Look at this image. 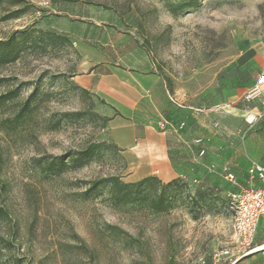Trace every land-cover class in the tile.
<instances>
[{"label":"rangeland","instance_id":"obj_1","mask_svg":"<svg viewBox=\"0 0 264 264\" xmlns=\"http://www.w3.org/2000/svg\"><path fill=\"white\" fill-rule=\"evenodd\" d=\"M122 31L182 90L178 103L199 98L191 110L205 149L172 182L155 176L128 195L92 189L110 176L142 178L110 140L104 103L72 79L79 35L99 44ZM12 37L15 56L0 63V95L14 96L0 107V264H228L212 253L233 236L229 193L249 184L250 160L264 162V119L255 120L261 102L246 101L247 89L226 98L220 72L261 42L264 0H10L0 40ZM94 146L89 161H74ZM255 246L236 264H264V220Z\"/></svg>","mask_w":264,"mask_h":264},{"label":"crops","instance_id":"obj_2","mask_svg":"<svg viewBox=\"0 0 264 264\" xmlns=\"http://www.w3.org/2000/svg\"><path fill=\"white\" fill-rule=\"evenodd\" d=\"M96 42L87 44L86 33L79 35L76 43L80 58L72 77L74 83L104 103L111 118L110 140L130 157L132 170L142 179L156 176L164 183L176 179L198 161L202 148L195 142L202 119L191 110L200 108L199 98L194 97L189 106L172 102L170 96L184 100L185 95L166 83L138 37L122 31ZM220 75L227 84L225 96L233 101L262 80L264 37L244 48Z\"/></svg>","mask_w":264,"mask_h":264},{"label":"built area","instance_id":"obj_3","mask_svg":"<svg viewBox=\"0 0 264 264\" xmlns=\"http://www.w3.org/2000/svg\"><path fill=\"white\" fill-rule=\"evenodd\" d=\"M262 81L248 88L245 92V99L248 102L260 99L261 110L255 114L256 121L264 119V86ZM170 99L181 106L173 96H170ZM183 125L184 123L181 124V126ZM195 142L201 145L202 139L198 138ZM204 153L205 149L201 148L199 156L204 155ZM247 176L249 180L247 187L229 193L233 236L228 245L213 251L212 258L216 262L236 264L258 251L259 247L255 246V238L260 221L264 217V164L251 161ZM225 179L231 183H237V177L233 172H226Z\"/></svg>","mask_w":264,"mask_h":264},{"label":"trees","instance_id":"obj_4","mask_svg":"<svg viewBox=\"0 0 264 264\" xmlns=\"http://www.w3.org/2000/svg\"><path fill=\"white\" fill-rule=\"evenodd\" d=\"M5 1H10V0H0V9L3 7V4ZM23 1L24 0H14V3L19 4V3H22ZM25 12H26L25 7L21 6L20 8H17L15 11H13L11 14L4 16V19L12 18V17L18 18ZM16 50H17V39L16 38L12 37L8 40H0V63H5L6 61L10 59V57L14 58ZM13 97L14 96L11 92L0 95V107L5 105L7 101L12 99ZM94 148L95 146L88 148L86 151H83L81 155L79 156V158H76L77 160H74V161H77L79 164L82 163L81 162L82 159H86V162L89 161L95 154ZM152 177H155V176L145 177L139 182L125 183L117 176H110V177L101 178V179L93 181L92 189H98L103 185H110L114 189H118L119 191H125L126 195H128L131 192V188L140 190L143 184L153 179ZM0 213H2V209H0Z\"/></svg>","mask_w":264,"mask_h":264},{"label":"bare ground","instance_id":"obj_5","mask_svg":"<svg viewBox=\"0 0 264 264\" xmlns=\"http://www.w3.org/2000/svg\"><path fill=\"white\" fill-rule=\"evenodd\" d=\"M258 250H259V248H258Z\"/></svg>","mask_w":264,"mask_h":264}]
</instances>
